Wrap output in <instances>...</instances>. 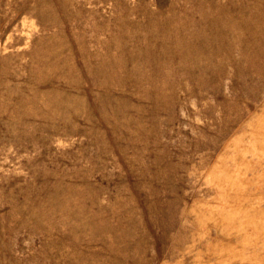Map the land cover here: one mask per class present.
<instances>
[{"label":"rangeland","instance_id":"1","mask_svg":"<svg viewBox=\"0 0 264 264\" xmlns=\"http://www.w3.org/2000/svg\"><path fill=\"white\" fill-rule=\"evenodd\" d=\"M0 264H264V0H0Z\"/></svg>","mask_w":264,"mask_h":264}]
</instances>
